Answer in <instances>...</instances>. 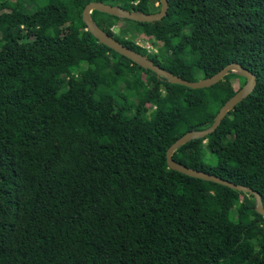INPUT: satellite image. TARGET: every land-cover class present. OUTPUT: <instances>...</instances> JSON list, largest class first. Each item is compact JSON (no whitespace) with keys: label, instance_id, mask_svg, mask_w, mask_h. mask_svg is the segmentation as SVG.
Here are the masks:
<instances>
[{"label":"trees","instance_id":"obj_1","mask_svg":"<svg viewBox=\"0 0 264 264\" xmlns=\"http://www.w3.org/2000/svg\"><path fill=\"white\" fill-rule=\"evenodd\" d=\"M166 1L159 21L89 17L185 81L233 63L255 77L212 133L171 159L250 189L264 207V0ZM92 2L137 14L160 8L157 0H0V264H264L254 197L165 162L166 149L209 127L244 78L227 73L201 89L158 78L90 35L81 11ZM74 49L83 58L72 62Z\"/></svg>","mask_w":264,"mask_h":264},{"label":"water","instance_id":"obj_2","mask_svg":"<svg viewBox=\"0 0 264 264\" xmlns=\"http://www.w3.org/2000/svg\"><path fill=\"white\" fill-rule=\"evenodd\" d=\"M157 1L160 4V8L157 13H153V14H137L131 11L123 10L119 7L103 5L102 3H93V2L87 3L81 11V21L86 27V30L90 33V35L94 39L97 40L98 43L104 45L105 47L114 51L118 55L126 58L130 62L136 64L138 67L153 72L158 78L166 79L171 84L181 85L189 89H201L212 86L227 73H234L244 78L245 82L243 83V85L237 91H235V93L229 99H227L222 104V106L218 109V111L214 115L212 123L210 124L209 127L201 131H188L182 134L166 149L165 162L167 168L176 171L182 175H185L187 177L220 184L233 190L249 193L254 197L255 213L260 215L262 218H264V207L262 206L260 196L257 193L251 191L250 189L244 186L235 185L217 176L205 173L203 171H197L188 168L186 166L174 162L171 159L172 152L176 150L179 146L193 139L202 138L212 133L215 130V128L218 126L221 118H223L229 110H231L237 103H239L242 99H244L253 90L255 86V77L251 73L243 69L241 66H239L238 64L233 63L222 67L219 71H217L216 73H214L209 77L194 82L185 81L154 65L145 56H142L128 49L127 47L122 46L120 43H118L113 38L105 34L98 27H96L92 23L89 17L90 12L92 10H95V11L104 12L107 15H111L119 19H127L135 22L149 23L153 21H159L165 16L168 5L166 0H157Z\"/></svg>","mask_w":264,"mask_h":264},{"label":"rangeland","instance_id":"obj_3","mask_svg":"<svg viewBox=\"0 0 264 264\" xmlns=\"http://www.w3.org/2000/svg\"><path fill=\"white\" fill-rule=\"evenodd\" d=\"M20 2H24V0H19ZM64 24L62 23V22H57V24H56V26L57 27H61V26H63ZM113 30V32L114 33H118V28L117 27H115V28H113L112 29ZM55 30H53V32H54ZM2 33H3V31H2ZM3 35H4V33H3ZM127 37V39H129V40H131V41H135L136 39H138L136 36H134V37H132V36H126ZM142 40V39H141ZM143 42H145V40H142V41H140V44H143ZM155 47V46H154ZM159 47V46H158ZM155 49H156V52H157V48L155 47ZM83 58V55H82V53H81V51L79 50V49H74L73 50V52H72V54H71V61L72 62H74V61H77V60H79V59H82ZM208 60H205L202 64H201V67H206L207 65H208ZM240 82L241 81H238V80H233V81H230V85H231V87L234 89V90H236V89H238V86H239V84H240ZM223 95H224V93H220V94H218V95H216L214 98L215 99H217V98H220V97H223Z\"/></svg>","mask_w":264,"mask_h":264},{"label":"built area","instance_id":"obj_4","mask_svg":"<svg viewBox=\"0 0 264 264\" xmlns=\"http://www.w3.org/2000/svg\"><path fill=\"white\" fill-rule=\"evenodd\" d=\"M140 41H142V40H141V39H136V40L134 41L135 45H138V46L144 48L145 51H146L147 53H149V54H154V53H156V49H155V47H154L153 45H151V44H150L149 42H147V41L143 42V44H140Z\"/></svg>","mask_w":264,"mask_h":264}]
</instances>
